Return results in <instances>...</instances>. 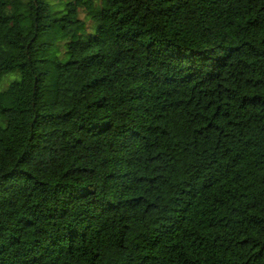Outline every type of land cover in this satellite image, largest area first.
Segmentation results:
<instances>
[{
	"label": "trees",
	"instance_id": "1",
	"mask_svg": "<svg viewBox=\"0 0 264 264\" xmlns=\"http://www.w3.org/2000/svg\"><path fill=\"white\" fill-rule=\"evenodd\" d=\"M0 264H264V0H0Z\"/></svg>",
	"mask_w": 264,
	"mask_h": 264
},
{
	"label": "rangeland",
	"instance_id": "2",
	"mask_svg": "<svg viewBox=\"0 0 264 264\" xmlns=\"http://www.w3.org/2000/svg\"><path fill=\"white\" fill-rule=\"evenodd\" d=\"M81 18H83V14H81V16H80ZM10 80L12 79V78H9ZM6 82V81H5Z\"/></svg>",
	"mask_w": 264,
	"mask_h": 264
}]
</instances>
